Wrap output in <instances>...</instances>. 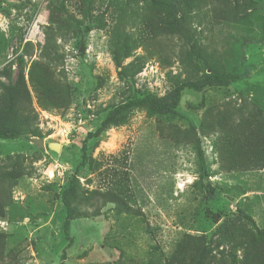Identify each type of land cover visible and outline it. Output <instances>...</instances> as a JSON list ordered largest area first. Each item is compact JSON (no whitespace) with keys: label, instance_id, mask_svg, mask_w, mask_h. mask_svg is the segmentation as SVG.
Instances as JSON below:
<instances>
[{"label":"rangeland","instance_id":"rangeland-1","mask_svg":"<svg viewBox=\"0 0 264 264\" xmlns=\"http://www.w3.org/2000/svg\"><path fill=\"white\" fill-rule=\"evenodd\" d=\"M61 3L65 26L70 25L66 18L84 19L79 0H0V73L11 74L14 81L26 65L27 74L46 41L52 47L56 75L66 76L74 98L66 112L44 111L29 85L42 138L0 140L2 162L20 157L25 169L13 191L15 204L5 219L8 226H0V232L8 234L4 264H169L186 236L203 234L208 264H230L235 228L250 232L264 228V169L227 171L224 158L233 127L252 117L264 119V0L240 1L234 21L198 28L199 43L216 54L228 73L238 76L236 82L202 93L187 92L174 117L137 109L125 124L111 126L90 140L88 135L100 128L109 106L134 90L165 97L172 90L171 77L184 79L190 70L180 62L177 40L170 49L162 46L161 52L154 46L141 47L123 62L128 65L136 58L144 62L134 90H128L113 61L116 21L106 13L107 6L97 4L91 21L82 27L91 22L92 30L74 36L70 26L61 32L55 26L48 29L51 14H57ZM101 15L104 27L97 21ZM131 34L137 38L140 32L135 28ZM190 127L196 128L204 162L195 143L179 142ZM32 139L42 140L45 147ZM51 143L60 145V150L49 149ZM83 155L89 158L86 164ZM125 174L136 195L133 214L118 215L114 204L98 213L88 207V215L65 230L62 196L72 179L88 195L108 191L112 179ZM202 174L208 176L212 195L201 184ZM212 214L224 218L214 223ZM227 217L236 219L232 230L222 227ZM237 256L241 258V252Z\"/></svg>","mask_w":264,"mask_h":264},{"label":"trees","instance_id":"trees-1","mask_svg":"<svg viewBox=\"0 0 264 264\" xmlns=\"http://www.w3.org/2000/svg\"><path fill=\"white\" fill-rule=\"evenodd\" d=\"M82 21L67 19L73 32H90L91 22L82 29L84 22L92 18L97 4L106 5V13H110L116 21L113 30V61L117 68L118 78L125 82L128 90H134V79L141 73L144 62L134 61L124 65V60L132 58L141 47L154 46L156 52L163 50L162 46L171 48L174 41L181 43V60L189 73L182 79L181 75L173 76L172 90L165 97L159 98L149 92L140 93L134 90L132 95L125 96L121 101L109 106L100 128L88 135L87 140L98 139L111 126H120L127 122L129 113L137 109L146 110L151 116L177 115L182 99L187 92L202 93L209 89L226 88L236 82L237 75L227 72L225 67L214 52L209 51L197 39L198 28L204 26H217L234 21L239 13V3L243 0H79ZM142 3V6L140 5ZM246 8V7H245ZM247 9V8H246ZM52 13L48 29L57 27L58 32L65 26L62 18L65 10L64 3ZM95 20V19H93ZM91 21V20H90ZM96 21V20H95ZM100 27H104L103 15L97 17ZM72 23V24H71ZM65 26V27H68ZM137 28L140 34L134 38L131 30ZM52 33L50 38H54ZM48 38V37H47ZM49 39V38H48ZM54 47L56 42L51 43ZM85 46L84 42H81ZM44 41L41 44L42 52L39 60L31 62L28 73H25L26 65H22L16 80H12L11 74L0 73V140H16L23 136L42 138V133L36 127L38 114L32 106L29 85L36 94L37 104L44 111L69 110L73 103V93L64 74L56 75V65L52 62L51 45ZM6 79L4 81L3 79ZM251 121L241 122L233 127L229 134V149L224 157L227 159V171L237 170H263L264 169V119L254 118ZM221 127V125H218ZM207 128L202 126L203 133ZM206 131V132H205ZM208 131H213L209 130ZM208 134V132H207ZM183 139L197 145L198 157L202 162L203 152L200 141L197 139L196 128L190 127L189 131L182 134ZM183 143V144H184ZM20 157L15 160L0 159V220H5L9 209L15 204L13 191L19 180L25 175V169ZM88 156L83 155V164L88 163ZM112 179L113 186L106 192L92 191L81 193L78 180L70 181L69 187L63 192L62 202L66 208L65 230L71 222L86 217L85 208L95 207L96 213L101 207L114 204L118 215L123 213L133 214L132 203H135L136 195L130 186L129 177ZM208 176L202 174L201 184L205 192L212 195ZM100 204V205H99ZM214 215V223L224 218L221 214ZM252 222L251 217L245 216ZM236 223L235 217H227L222 227ZM250 232L247 228L231 233L230 245L234 253L230 264H264V228ZM186 236V235H185ZM206 237L186 236L188 240L180 242L169 259V264H208V249L202 245ZM8 234L0 232V264L5 263L8 253L6 251ZM241 252V258L237 254Z\"/></svg>","mask_w":264,"mask_h":264},{"label":"water","instance_id":"water-1","mask_svg":"<svg viewBox=\"0 0 264 264\" xmlns=\"http://www.w3.org/2000/svg\"><path fill=\"white\" fill-rule=\"evenodd\" d=\"M32 140H33V142L35 144H37L41 148L45 147V145H44L42 140H39V139H32ZM48 147H49V149H51V150H53L55 152H58L60 150V145H58V144L51 143V144L48 145Z\"/></svg>","mask_w":264,"mask_h":264},{"label":"built area","instance_id":"built-area-1","mask_svg":"<svg viewBox=\"0 0 264 264\" xmlns=\"http://www.w3.org/2000/svg\"><path fill=\"white\" fill-rule=\"evenodd\" d=\"M0 226L1 227H7L8 224H7V222L5 220H0Z\"/></svg>","mask_w":264,"mask_h":264}]
</instances>
